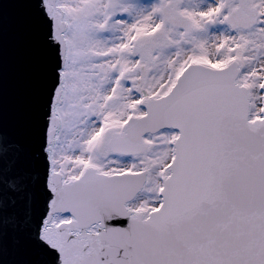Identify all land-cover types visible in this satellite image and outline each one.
Here are the masks:
<instances>
[{"label": "snow or ice", "instance_id": "6c2138e0", "mask_svg": "<svg viewBox=\"0 0 264 264\" xmlns=\"http://www.w3.org/2000/svg\"><path fill=\"white\" fill-rule=\"evenodd\" d=\"M34 2L55 63L38 149L0 124V264L6 237L31 264H264V0Z\"/></svg>", "mask_w": 264, "mask_h": 264}, {"label": "water", "instance_id": "95a60500", "mask_svg": "<svg viewBox=\"0 0 264 264\" xmlns=\"http://www.w3.org/2000/svg\"><path fill=\"white\" fill-rule=\"evenodd\" d=\"M46 33L34 0H0V124L4 142L19 143L29 154L39 147L55 63ZM33 259L30 247L15 248L5 238L6 264Z\"/></svg>", "mask_w": 264, "mask_h": 264}]
</instances>
